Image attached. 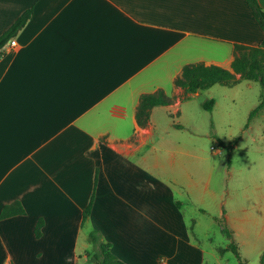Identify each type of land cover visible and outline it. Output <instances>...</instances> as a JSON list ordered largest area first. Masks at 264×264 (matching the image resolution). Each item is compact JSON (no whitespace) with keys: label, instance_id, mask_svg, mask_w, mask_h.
Returning <instances> with one entry per match:
<instances>
[{"label":"crops","instance_id":"1","mask_svg":"<svg viewBox=\"0 0 264 264\" xmlns=\"http://www.w3.org/2000/svg\"><path fill=\"white\" fill-rule=\"evenodd\" d=\"M28 9L0 57V264H89L95 229L128 264L193 257L203 158L158 113L200 94L175 83L186 64L232 69L236 43L262 42L247 1L0 0V35ZM161 88L176 100L141 126V96ZM14 201L26 213L2 218Z\"/></svg>","mask_w":264,"mask_h":264},{"label":"rangeland","instance_id":"2","mask_svg":"<svg viewBox=\"0 0 264 264\" xmlns=\"http://www.w3.org/2000/svg\"><path fill=\"white\" fill-rule=\"evenodd\" d=\"M262 89L258 80L217 83L158 113L173 125V145L197 150L203 158L194 167L200 181L192 197L206 211L189 210L184 220L190 242L198 247L193 257L174 264H264V197L258 193L264 187V107L250 120ZM210 98L216 100L212 110L203 105ZM95 250L89 264H97Z\"/></svg>","mask_w":264,"mask_h":264},{"label":"trees","instance_id":"3","mask_svg":"<svg viewBox=\"0 0 264 264\" xmlns=\"http://www.w3.org/2000/svg\"><path fill=\"white\" fill-rule=\"evenodd\" d=\"M250 6L256 20L264 31V7L260 0H246ZM33 15V9H28L22 13L14 23L0 35V57L4 53V48L8 41L14 37L28 22ZM235 58L232 63V69L218 64H206L203 61L188 63L184 66L183 71L175 79L176 85L182 87L186 92H196L207 89L214 84L233 86L242 79L258 80L262 84L261 101L255 107L251 114L250 120L257 112L264 107V38L259 45H246L236 43L234 47ZM176 97L169 96L164 89H158L154 92L144 93L141 96L140 103L136 111L138 123L141 126L148 124L151 115V109L157 105H166L173 103ZM216 103L215 98H210L204 102L206 109L212 110ZM95 194L86 209L84 210L83 219H87L92 211ZM26 208L20 201H14L4 206L1 217H9L16 214H25ZM223 222V221H222ZM44 220L40 219L36 225V236L43 234ZM223 230L233 238V231L223 226ZM93 242L99 245L95 253L97 264H128L120 259L112 250V244L101 239V233L97 229L93 230L90 235ZM239 255L237 244L232 241L230 245Z\"/></svg>","mask_w":264,"mask_h":264},{"label":"built area","instance_id":"4","mask_svg":"<svg viewBox=\"0 0 264 264\" xmlns=\"http://www.w3.org/2000/svg\"><path fill=\"white\" fill-rule=\"evenodd\" d=\"M10 44H11V46H15V45H17V41H16V39H12L11 42H10ZM213 148H215V147L213 146ZM218 152L220 153L221 150H219Z\"/></svg>","mask_w":264,"mask_h":264}]
</instances>
